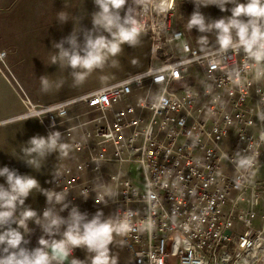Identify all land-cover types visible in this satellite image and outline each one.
<instances>
[{"label": "built area", "instance_id": "2783aa9c", "mask_svg": "<svg viewBox=\"0 0 264 264\" xmlns=\"http://www.w3.org/2000/svg\"><path fill=\"white\" fill-rule=\"evenodd\" d=\"M178 2L182 14L192 4L175 0L166 18L142 17L150 38L145 70L80 96L34 101L2 68L4 49L0 72L25 106L16 118L64 102L96 112L70 127L64 126L70 107L64 118L56 113L43 118L46 130L59 131L74 151L50 190L67 192L68 203L80 210L108 204L119 219L127 216L120 237L134 264H260L264 219L259 230L251 223L260 206L264 218V179L257 176L264 166V121L256 115L264 112L259 103L264 79L253 81L242 52L206 59L185 39L184 29L172 26ZM149 71L153 74L146 75ZM135 89L145 93L131 101ZM161 98L167 103L158 106ZM121 100L125 103L116 107ZM72 127L80 132L69 133ZM133 172L143 175L141 190ZM102 188L115 194L97 203ZM46 206L47 198L41 213Z\"/></svg>", "mask_w": 264, "mask_h": 264}, {"label": "clouds", "instance_id": "9594fccd", "mask_svg": "<svg viewBox=\"0 0 264 264\" xmlns=\"http://www.w3.org/2000/svg\"><path fill=\"white\" fill-rule=\"evenodd\" d=\"M93 3L98 10L91 14V29L80 26L79 18L74 17L72 32L55 43L58 51L51 57V64L72 70L74 87L83 85L94 71L103 70L109 62L111 67H118L115 57L122 52V46H137L146 32L142 17L151 14L166 18L175 7V0H93ZM192 3L195 7L187 20V29L191 31L195 28L200 33L214 32L216 35L215 50L206 47L209 44L208 36L199 37L198 43L205 58L211 62L212 57L242 52L244 68L254 70L253 81L264 79V0H192ZM210 5L231 14L209 21L200 9ZM228 5L232 7L229 9ZM57 19L63 24L70 17L61 11ZM3 56L4 53H0V59ZM152 74L149 71L146 75ZM156 79L159 82L158 77ZM63 83L62 79L54 81L47 76L40 77V89L44 93L54 88L60 89ZM166 103L161 98L158 106ZM259 103L264 104V96ZM69 107L67 102L44 106L22 119L37 118L42 122L49 113L64 118ZM256 115L264 121V112L257 111ZM75 131V127L69 129V133ZM27 145L21 149L22 155L18 158L37 171L49 155L58 153V158L63 159L69 148L68 143L62 142L59 131H51L47 136H32ZM0 177L5 180V183H0V264H117V257L111 254L109 246L117 236L126 234L127 216L124 220L113 216L105 218L103 211L97 210L89 219L87 212L82 213L78 206L68 203L67 192L42 188L34 176L20 174L16 169L3 166L0 167ZM33 191L47 198L42 215L31 207H25V201ZM98 192L102 194L98 195L97 203L104 196L115 194L111 188H102ZM81 195L87 200L89 194L83 191ZM54 205H59L60 211L68 210V216L60 215ZM29 222H34L43 233L38 239V246L31 249L27 247L30 241L26 239L31 235ZM57 236L60 238L57 239ZM76 248L86 250V259L81 260L73 255Z\"/></svg>", "mask_w": 264, "mask_h": 264}, {"label": "crops", "instance_id": "0c3cea01", "mask_svg": "<svg viewBox=\"0 0 264 264\" xmlns=\"http://www.w3.org/2000/svg\"><path fill=\"white\" fill-rule=\"evenodd\" d=\"M69 2L72 3L71 0ZM240 2H245V0H240ZM70 5L72 10H57L56 6L53 5L54 10H7L0 13V49L6 50L2 68L10 75L12 73L11 78L16 79L21 90L38 103H52L80 96L85 92L141 72L149 65L150 38L144 34L137 46L131 47L127 44L122 46V52L115 57L118 67H111L109 62V65L103 70L94 71L83 85L74 87L71 76L72 70L70 68L61 69L58 64L50 63L51 57L58 51L54 45L70 35L74 27V17L79 18L80 26L91 29V14L98 9L93 0H75ZM177 6L176 10H180L178 8L181 7V3L178 2ZM194 7L192 3L185 13L182 14V8L179 15L174 13L173 28L184 29L186 31L185 39L197 48L201 49L198 40L202 35L209 38L207 48L216 45L214 32L200 33L195 28L191 31L187 29V20L194 11ZM227 7L230 9L232 5ZM61 11L69 14L70 19L67 23L62 24L57 19V15ZM200 11L209 18V21L231 14L230 11L221 12L216 6L211 5L201 7ZM121 14L123 15V12ZM82 39L81 36V42ZM65 46L67 47V45ZM5 75L7 74L0 72V167L8 166L18 170L20 174L34 176L42 188L50 190L54 185L57 170L68 164L74 155V151L68 149V154L63 159L58 158V153H52L43 161L39 171L27 166L22 159L18 158L22 155L21 149L28 146L27 141L30 137L35 135L47 136L49 132L37 118H30L25 121L22 118H16L18 114L24 111L25 106ZM41 76H47L54 81L62 79L64 83L60 89L54 88L52 91L44 93L40 89ZM144 93V90L135 89L129 100L134 101ZM124 103L125 101L121 100L116 107H120ZM69 112V118L64 121L66 127L84 123L90 116L96 114V112H90L89 108L82 103L71 106ZM76 132H80V130ZM0 183H5L4 178L0 177ZM45 198L42 193L33 191L25 201V207H31L42 215L41 208ZM97 210H102L105 218L108 216L117 217L112 206L108 204L90 205L88 207L85 205L80 211L82 213L87 212L90 219ZM60 215L68 216L63 213ZM29 228L31 235L26 236V239L30 241L27 247L31 249L38 246V239L43 233L42 229L34 222H29ZM56 238L60 237L57 236ZM109 247L111 254L117 257V264H134L120 236H117L114 243ZM73 255L84 260L88 254L86 250L76 248Z\"/></svg>", "mask_w": 264, "mask_h": 264}, {"label": "rangeland", "instance_id": "374dc122", "mask_svg": "<svg viewBox=\"0 0 264 264\" xmlns=\"http://www.w3.org/2000/svg\"><path fill=\"white\" fill-rule=\"evenodd\" d=\"M73 0H71L72 2ZM75 1V0H74ZM74 1L72 3H74ZM69 0H0V13L7 10H54L53 5L56 6L57 10H72ZM178 6L176 5V8ZM60 8V9H59ZM175 13L179 15V11L183 6L181 5L180 10H176ZM257 176L259 179H264V166H260L257 170ZM133 179L135 186L141 190L143 188V175L141 172H133ZM263 209L262 207L257 208V215L252 221L251 226L255 230H259L263 225ZM261 250V249H260ZM259 250V251H260ZM264 252V246L262 248ZM260 264H264L262 255H260Z\"/></svg>", "mask_w": 264, "mask_h": 264}, {"label": "bare ground", "instance_id": "6f19581e", "mask_svg": "<svg viewBox=\"0 0 264 264\" xmlns=\"http://www.w3.org/2000/svg\"><path fill=\"white\" fill-rule=\"evenodd\" d=\"M263 246H264V234H262L261 236V242L258 245L257 251H259L260 249L262 250Z\"/></svg>", "mask_w": 264, "mask_h": 264}, {"label": "water", "instance_id": "95a60500", "mask_svg": "<svg viewBox=\"0 0 264 264\" xmlns=\"http://www.w3.org/2000/svg\"><path fill=\"white\" fill-rule=\"evenodd\" d=\"M226 233H228V234H229V233H230V230H227V232H226Z\"/></svg>", "mask_w": 264, "mask_h": 264}]
</instances>
